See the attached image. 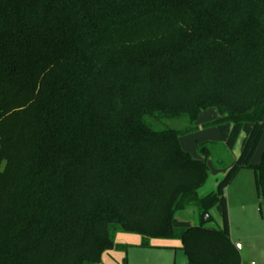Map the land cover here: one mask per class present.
<instances>
[{
  "label": "trees",
  "instance_id": "obj_1",
  "mask_svg": "<svg viewBox=\"0 0 264 264\" xmlns=\"http://www.w3.org/2000/svg\"><path fill=\"white\" fill-rule=\"evenodd\" d=\"M224 125L225 143L183 149ZM263 137L264 0H0V264H101L127 251L117 233L243 264L225 192L251 168L264 207ZM209 162L226 174L201 195ZM189 209L201 224L175 226Z\"/></svg>",
  "mask_w": 264,
  "mask_h": 264
},
{
  "label": "rangeland",
  "instance_id": "obj_2",
  "mask_svg": "<svg viewBox=\"0 0 264 264\" xmlns=\"http://www.w3.org/2000/svg\"><path fill=\"white\" fill-rule=\"evenodd\" d=\"M217 118L218 113L215 110L203 112L199 117L197 125L201 128L203 124L213 121ZM152 125L156 129H160L161 127L156 126L155 123H152ZM186 125L187 124L182 123V120L169 121L165 124L164 127L182 129ZM250 129V125L245 126L242 133V138H244V134H249ZM228 133L229 130L223 126L206 130L200 129L195 134L182 137L181 145L183 149L190 153L194 158H198L197 144L210 141L225 143L228 138ZM263 150L264 137L261 140V143L252 161L253 165H257L260 163ZM239 151V147H236L233 150V159L237 158ZM209 165L211 168V173L207 184L203 189L200 190V194L202 195L213 191L214 187H216L217 185V180L221 179L219 177L223 175L222 172H219L213 168L211 162H209ZM225 195L227 198L229 211L231 239L236 244V246H240V253L242 255L244 264H262L261 261H263L264 256V207L261 206L260 199L258 197V190L256 186L254 171L251 168L242 169L239 174L235 177L231 185L226 189ZM220 209L221 208L219 207V212H221ZM187 211H189V224L187 225H200L201 219L200 217H198V214L195 213V210L189 209L185 212ZM211 215L213 217L212 221L210 223H206L205 226L216 228L221 222L220 215L214 209L212 210ZM175 224L182 225L183 223L179 219H177L175 221ZM118 241L124 242L119 243ZM115 242L127 247L126 252L115 253L116 255H122L123 262L126 258L128 264H188L187 257L184 251L182 250V247L180 249V246H177L176 243H174L173 245L167 244L174 241H150L151 245L169 246L171 248H142L141 236L117 233L115 237ZM136 242L140 243V247H132L136 244ZM113 259L117 260L114 256Z\"/></svg>",
  "mask_w": 264,
  "mask_h": 264
},
{
  "label": "crops",
  "instance_id": "obj_3",
  "mask_svg": "<svg viewBox=\"0 0 264 264\" xmlns=\"http://www.w3.org/2000/svg\"><path fill=\"white\" fill-rule=\"evenodd\" d=\"M222 127V126H221ZM223 127H226L228 130H230V126L229 125H224ZM229 134V133H228ZM245 136H244V138H242V135H241V137H240V139H239V141H238V143H237V145H236V147H239V154H240V152H241V150H242V148H243V145H244V143H243V141L245 142V139H246V137H247V134H244ZM243 144V145H242ZM239 145V146H238ZM235 147V148H236ZM239 154H238V156H239ZM238 156H237V158H238ZM219 172H222L223 173V175H221V177H219V178H221V179H218L217 180V185H218V183L224 178V176H225V174H226V171H219ZM217 185H216V187H217ZM216 187H214V189H213V191H215V189H216ZM202 195V194H201ZM219 207L220 206H217V207H215V209L214 210H216L218 213H219V215H220V226L218 225V227H216V228H213V227H208V226H206L207 228H209V229H221L222 228V217H221V212H219ZM195 210V213H197L198 214V211L196 210V209H194ZM221 210V209H220ZM189 211H187V212H181V213H179V214H177V216H176V218H175V221L177 220V219H179L183 224L182 225H176L175 224V226H177V227H195V226H191V225H187V224H189L188 223V215H189V213H188ZM194 213V212H193ZM194 213V214H195ZM228 213H229V211H228ZM196 214V215H197ZM211 214H212V212H211ZM198 217H199V214H198ZM181 218V219H180ZM212 219H213V217H212ZM230 221V220H229ZM230 234H231V229H230ZM232 240V239H231ZM139 241V240H138ZM164 241H167V240H164ZM119 243H123L124 241H118ZM232 242H233V240H232ZM174 243H176V245L177 246H180L179 248L181 249V247H182V243L180 242V241H174V242H170V243H167V244H169V245H173ZM234 243V242H233ZM235 244V243H234ZM236 245V244H235ZM153 247L152 248H155V249H166V248H171V247H169V246H156V245H152ZM132 247H140V243L138 242H136V244L135 245H133ZM238 247V249L240 250V246H237ZM178 248V247H177ZM113 256L117 259V260H114L113 259ZM241 257H242V255H241ZM111 260H113V261H111ZM117 261H119L121 264H123V258H122V255H119V254H117L116 255V253L114 252V251H111V252H107V253H105L104 255H103V259H102V263L101 264H120L119 262H117ZM242 261H243V259H242ZM261 263L262 264H264V256H263V261H261ZM243 264H244V261H243Z\"/></svg>",
  "mask_w": 264,
  "mask_h": 264
},
{
  "label": "water",
  "instance_id": "obj_4",
  "mask_svg": "<svg viewBox=\"0 0 264 264\" xmlns=\"http://www.w3.org/2000/svg\"><path fill=\"white\" fill-rule=\"evenodd\" d=\"M216 188H217V187H216ZM215 190H216V189H215ZM206 219H207V217L204 218V220H206Z\"/></svg>",
  "mask_w": 264,
  "mask_h": 264
}]
</instances>
